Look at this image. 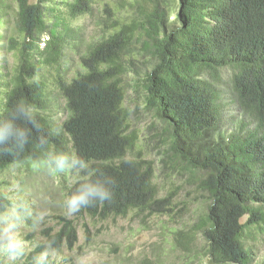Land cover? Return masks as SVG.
<instances>
[{"label": "trees", "instance_id": "trees-1", "mask_svg": "<svg viewBox=\"0 0 264 264\" xmlns=\"http://www.w3.org/2000/svg\"><path fill=\"white\" fill-rule=\"evenodd\" d=\"M13 1L17 32L26 33L31 41H22L0 117L26 99L40 109L42 131L34 135L47 136L49 150H61L66 134L72 151L117 181L111 203L82 209L75 217L103 220L130 211L170 210L171 195L158 197L152 163L140 150L133 160L126 159L136 138L128 132L124 78L134 72L142 103L164 134L165 157L188 171L194 194L204 197L196 205V220L179 234L177 243L189 249L201 242L209 264H264L254 260L246 244L255 235L264 237V0L124 1L129 13L104 23L108 34L80 57L83 72L69 81L61 74L54 79L68 112L58 135L49 134L52 128L41 106L44 85L33 78L35 62L23 50L31 46L38 51L37 35L47 33L42 62L57 64L66 21L90 15L105 0H67L59 16L54 15L55 0ZM222 87H227L240 119L223 121ZM40 154L34 140L16 161L0 159V171ZM80 179L67 188L66 197ZM8 202L0 183V207ZM62 222L59 231L24 257L23 264H32V257L52 239L58 249L72 248L76 227L69 219Z\"/></svg>", "mask_w": 264, "mask_h": 264}, {"label": "rangeland", "instance_id": "rangeland-1", "mask_svg": "<svg viewBox=\"0 0 264 264\" xmlns=\"http://www.w3.org/2000/svg\"><path fill=\"white\" fill-rule=\"evenodd\" d=\"M67 0H55L54 15H63L64 3ZM124 1L105 0L95 5L90 15L66 21L63 54L57 64L48 66L43 58L49 35L39 36L38 51L25 46V52L35 62L33 78L39 79L42 89V114L48 120L52 130L62 131V124L68 117L65 100L55 86L54 79L61 74L63 80L69 81L83 69L80 57L90 46L100 41L107 32L104 23L114 17H125L129 9ZM36 4L37 0H29ZM61 3V4H60ZM17 6L13 0H0V105L4 93L12 87V76L16 72L19 54L23 49L22 41L30 42L27 34H19L16 29ZM107 21V22H105ZM108 34V32H107ZM34 45V44H33ZM142 63H138V67ZM142 67L138 68L140 74ZM134 72L124 78L125 100L123 106L128 111V132L136 138L135 149L129 152L126 159L133 160L137 150L143 154L144 160L152 163L153 181L158 188V197L170 194V210L164 213H139L130 211L126 216L99 218L67 216L63 208L66 190L77 179L78 175L49 176L46 172L35 173L31 170L30 160H23L0 171L1 189L7 199L15 196L14 186L20 182L25 198L35 210H45L48 215L41 226L32 231L22 230L28 241L29 250L45 242L63 225L62 219H69L76 227V242L72 248L62 246L52 264H209L202 250V243L196 242L186 249L178 244L179 234H185L196 220L197 204L204 197L193 192L188 181V171L180 167L179 162L171 163L165 157L166 145L163 141L161 127L153 114L146 111L142 103L141 93L137 86ZM57 83L59 78L56 79ZM224 106L223 121L240 119L237 107L230 100L227 87H222ZM61 140V139H60ZM198 147V143H195ZM61 150L72 151L68 136L62 134ZM52 150V149H51ZM243 222V220L241 221ZM253 241L246 243L255 261H264V237L255 235ZM25 256V257H26ZM10 263L0 257V264Z\"/></svg>", "mask_w": 264, "mask_h": 264}, {"label": "clouds", "instance_id": "clouds-1", "mask_svg": "<svg viewBox=\"0 0 264 264\" xmlns=\"http://www.w3.org/2000/svg\"><path fill=\"white\" fill-rule=\"evenodd\" d=\"M39 112L36 105L21 99L6 117H0V159L11 157L12 161H16L35 140L41 154L31 160L30 167L33 172H46L54 177L72 174L81 178L75 190L63 201L62 206L67 216H73L82 209L97 204L111 203L117 188L116 179L102 169L93 168L89 159L79 152L49 150L48 137L34 135L42 131L37 119ZM49 134L58 135L59 130L53 129ZM14 192L15 196L5 206L0 207V257L10 264H23L29 244L23 237L22 230L30 228L36 231L48 213L45 210H35L29 204L20 182L14 186ZM58 251L55 239L49 240L32 257V264H52Z\"/></svg>", "mask_w": 264, "mask_h": 264}]
</instances>
